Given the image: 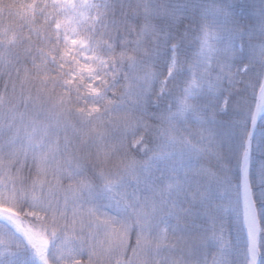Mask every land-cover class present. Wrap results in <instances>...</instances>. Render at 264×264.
I'll return each instance as SVG.
<instances>
[{"label": "snow or ice", "instance_id": "obj_1", "mask_svg": "<svg viewBox=\"0 0 264 264\" xmlns=\"http://www.w3.org/2000/svg\"><path fill=\"white\" fill-rule=\"evenodd\" d=\"M0 264H264V0H0Z\"/></svg>", "mask_w": 264, "mask_h": 264}]
</instances>
